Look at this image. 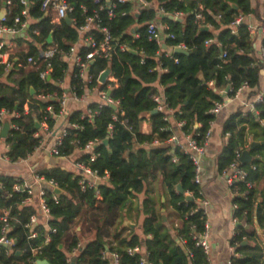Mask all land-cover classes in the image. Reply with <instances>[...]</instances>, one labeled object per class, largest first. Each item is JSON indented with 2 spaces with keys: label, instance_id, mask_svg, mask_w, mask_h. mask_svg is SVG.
<instances>
[{
  "label": "trees",
  "instance_id": "16d2710c",
  "mask_svg": "<svg viewBox=\"0 0 264 264\" xmlns=\"http://www.w3.org/2000/svg\"><path fill=\"white\" fill-rule=\"evenodd\" d=\"M41 1L28 0L24 6L12 0L8 7L9 23L26 7L28 16L34 21L31 29L38 30L37 35H31L34 43H27V51L16 54L19 61H15L12 70L6 74L4 65L0 64V110L6 108L20 114L10 119L18 129L10 130L5 139L9 145L8 156L15 161L32 153L41 141L42 137L35 134H39L43 122L47 124L48 130L53 129L55 121L45 112L38 95L59 94L62 90L53 83H44L33 62H26L27 58L32 57L37 62V44L47 41L49 36L59 48L67 50L77 41V30L84 24L86 17L102 5L103 8L98 10L100 24L114 40L109 59L96 56L89 73L93 75V85L99 72L110 67L115 81L110 83L109 96L117 102V106L103 105L98 108L97 104H91V111L98 110L92 119L83 111H71L67 122L77 127L67 128L59 153L69 156L77 146L82 147L88 141L97 140L93 161L88 153L81 154L77 160L96 170L99 176L107 175V178L104 183L98 184L96 193L94 188L83 191L78 184L80 177L70 171L60 167L39 168L37 173L53 180L62 193L46 189L44 198L49 208V229L42 224L37 225L33 238L28 237L29 230L25 224L35 209L33 206L20 205L25 194L12 193L7 197L0 192V216L3 211H8V235L16 241L10 254L1 248L0 264H31L38 259H45L48 264H70L67 261L68 252L79 240L71 233L76 224L93 231L94 236L83 244L75 264H110L109 258H101L103 250L119 253L120 264H138L139 255L127 253V249L135 245L145 248L147 259L152 264H207L206 254L193 238L195 233L203 231L206 221V214L201 209L193 211L197 199L201 197L200 186L194 181L193 164L183 150L164 143V140L174 132L178 135L183 132L201 142L210 127V121L216 117L209 114L208 109L214 102L223 100L216 89L230 85L234 90L243 82L248 83L249 96L258 89L261 64L255 57L247 26L245 23L239 24L235 33L231 32L229 26L237 15L254 11L250 1L156 0L158 7L168 13L161 16V22L167 26L163 30V44L168 50L147 38L145 23L157 15L153 7L141 9L136 18L130 12L133 4L129 1L68 0L74 9L69 15L71 23L64 19L59 23H51L50 16L40 9ZM109 8L115 12L114 17L108 16ZM120 11L126 14L120 15ZM176 11L186 14L183 21L171 17L170 13ZM196 11L201 12L203 20L196 19ZM135 25L137 29L134 34L131 31ZM203 25H210L211 30H201ZM87 35H92L96 41L103 36L97 30H90ZM209 38L214 41L206 45L205 41ZM120 45H125L126 49L121 50ZM181 45L187 53L172 51ZM88 50L89 47L84 46L80 52ZM222 51H227L226 58H220ZM18 62H21L20 67L17 66ZM51 64L52 77L63 78L67 65L57 55L51 59ZM209 81L213 82L212 87L208 86ZM71 83L80 93V79L72 78ZM155 83L164 87L163 95L171 113L156 111L149 114L156 109L154 96L159 92ZM103 88L108 90L106 86ZM30 89L34 92L31 93ZM49 103L54 105L55 110L58 109L55 101ZM25 104L28 106L27 112L23 108ZM256 109L257 115L252 112L243 114L239 106L227 116L222 133L229 132V136L217 155V168L222 173L235 152L248 144L250 137H261L255 145L251 143L248 146L251 156L256 159L241 165L248 171L247 180L253 187L246 198L242 195L233 198V204L237 205L233 216L244 219L246 223V226H236V233L230 240L236 252L241 254L240 257L232 258L236 264H264L263 239H259L254 223L255 220L264 235V187L259 189L264 182V101L256 105ZM144 114H147L151 127L148 134L141 131V124L146 119ZM164 115L169 120L165 121ZM179 122L183 124L177 128ZM155 140L159 143L155 144ZM14 182L12 176L0 175L4 192L9 193ZM154 183L166 196L160 206H170L171 213L182 222L180 227L174 229V235L156 210L155 200L150 195ZM178 184L182 187L181 192L176 188ZM237 188L239 191L245 190L246 183L238 182ZM186 192L190 193V200L186 199ZM142 193L141 212L145 217L140 227L144 238L122 225L124 216H131L134 199L137 200ZM109 227L113 228L110 241L104 239ZM50 228L55 231L52 232ZM31 249L37 251L32 253ZM17 251L20 254H16Z\"/></svg>",
  "mask_w": 264,
  "mask_h": 264
},
{
  "label": "built area",
  "instance_id": "2783aa9c",
  "mask_svg": "<svg viewBox=\"0 0 264 264\" xmlns=\"http://www.w3.org/2000/svg\"><path fill=\"white\" fill-rule=\"evenodd\" d=\"M11 1L12 0H0V11L4 9V12L0 16V64L4 65V70L6 74L13 69L15 65V61H19L18 60L19 58L17 56L18 53L26 52L28 46L27 43L29 41L30 42L34 41L31 35L38 34V30L36 28L31 29L32 23L34 21L30 19V17L28 16L26 7L21 10L20 15H16L13 17L12 22L10 23L8 22V14H9L8 7L11 5ZM94 1H99V0H94ZM126 1H129L133 4V8L131 9L130 12L134 13L136 17V15L140 13L141 9L152 7V4H154L156 0H151V1L117 0V2H126ZM17 2L26 6L28 0H17ZM112 6H114V4H112ZM102 8L103 6L99 5L98 10H101ZM40 9L45 13V15L48 14L50 16L51 23H59L66 16L69 17V15L74 10L73 6L68 2V0H42L40 4ZM98 10H94L92 15L86 17L84 24L81 25L77 30L78 31L77 41L71 44L67 50L59 48L58 45L55 44L52 39L51 41H48L47 39V41L37 44L39 51L37 62L33 60L32 57H28L26 60L28 64L33 62L34 68L38 70L39 78L44 83H53L62 89L59 94H56L54 92V93H41L38 95V99L43 103L45 112L49 113L50 117L53 118L55 121L52 130H48L47 124L45 122L41 124V128H43L44 130L43 134L47 137L48 136L53 137V145L50 147V149H48V153L51 156L62 157V158H70L73 156L71 161L74 170L77 171L74 174L80 177L78 180V184L80 185V188L83 191L86 189L94 188L96 193H98L97 180L105 179L107 178V175L99 176L96 170H93L87 164L77 159L81 154L88 153L90 155V160L93 161L95 157L93 153V149L98 144V141L97 140L88 141L82 147L77 146L74 152L69 156L60 155L59 147L62 146L63 139L67 135V128L69 126L77 127L76 124H69L67 122V116L71 112L67 108V103L70 97H73V99L79 101L83 99L84 92L86 89L92 92L95 91L97 93L98 96L97 101L90 103L85 110H80L83 111L89 119H92L94 115L98 113V110L91 111L90 108L91 104H97L98 108H100L103 105L117 106V102L113 101L110 98L109 96L110 93L108 94V91H110L111 89L110 83L115 81L114 77L111 75V72L106 77L104 82H100L99 76L106 69L104 68L102 71L99 72L98 76L95 78V84L91 85V82L94 80L93 75L89 73V67L92 64V61H94V58L96 56L109 59L112 48L111 43L114 40L111 37L109 31L105 27L101 26ZM156 10H157L156 18L148 20L145 23L146 34H147V38L150 41H153L156 44L162 46L164 35H163V29L159 24V18L162 15H167L168 13L162 7H157ZM181 13L182 12L180 11H176L170 13V15L173 17H178ZM195 13H196L195 14L196 19L203 20V16L201 12L196 11ZM107 14L109 17L115 16V12L112 10V8L108 9ZM119 14L124 15L126 14V12L120 11ZM244 20H245V14L237 15L230 22L229 26L231 32L235 33L236 27L241 23H245ZM245 24L247 26L250 35L259 34L262 38H264V7L262 9V14L258 24L256 25L247 24V23ZM203 26H206L208 28L210 27V25H203ZM90 30H97L101 32L103 34L102 38L99 41H96L92 35H87ZM81 33H83V36L80 38ZM132 33L135 34V31ZM169 36L172 37V34H170ZM80 39L81 42H79ZM212 41H214V39L209 38L205 41V44L208 45L209 43H212ZM17 46H24L25 48L21 49V48H17ZM84 46L89 47L90 50L86 51L85 53H81L80 50ZM178 47L183 48L182 45ZM120 49L125 50L126 46L120 45ZM56 55L60 61L64 62L67 65L66 69L64 70V77L61 79L59 78L54 79L52 77L53 70H52L51 59ZM226 55H227V51H222V53L220 54V58H226ZM256 59L261 64V75L263 76L261 88L257 89L256 92L250 96L247 95L248 91L250 90L247 82L241 83L234 90L230 85H228L226 88H219L218 90L216 89V92L221 94L223 100L214 102L213 105L208 109L209 114L217 116L224 109L227 103L233 100H240V106L243 114H246L248 112H252L256 115L258 114L256 105L264 101V47L262 46V44L257 49ZM17 66L20 67L21 62H18ZM23 67L25 68L26 66ZM67 73H69L70 75V84L68 89H63L61 85ZM72 78L80 79L81 81V85L79 87L80 93L77 92L78 90L76 89L75 86H72L71 83ZM207 84L209 87L213 86L212 81H209ZM103 86H106L108 90H106V88H103ZM228 93H232V95H229ZM244 95L246 98L242 99ZM50 101H55L57 103L58 105L57 110L54 109L53 104L49 103ZM154 101L156 103L155 110L157 112H161V111L162 112L166 111L170 113L172 112V110L168 108L163 93L156 94L154 96ZM23 108L26 112L28 111V106L26 104L24 105ZM19 116H20L19 113H16L14 111H9L6 108H2L0 110V131L3 126V122L5 120L9 121V131L12 129L14 130L18 129V126L12 124L10 119L17 118ZM163 119L167 121L169 120V117L167 115H164ZM212 122L213 121H210V127L205 132L201 142H198L191 134H184L183 132H181L180 135H178L177 132L176 133L174 132L164 140V143L172 144L173 146L179 147L189 156L193 164L194 181L200 186L199 194H201V197L197 199V206L193 209V211H197L198 209H201L205 214H206V208L209 205V200L206 197H204L201 188V159L205 153L206 145L211 136ZM261 123L263 122L261 121ZM182 124L183 122H179L176 127L178 128ZM38 135L40 134L38 133L35 134V136ZM224 136L227 139L229 136V132H226ZM260 138L261 137L259 135H256L255 137H250L248 139V144H246L243 148L235 152L234 158L230 162L229 166L227 167V169H225L222 172V174L225 176L226 183L230 188L233 196L242 195L243 197L246 198L247 194L249 193V189L253 187V184L247 180L248 171L241 166L242 162L240 161V156L243 150L249 149L248 148L249 144L256 142V140H259ZM5 139L6 138H2L0 136V148L2 147L3 149V151L0 152V158L6 161L23 163V164H29L32 154L42 146L41 142H43V138H41L39 145L34 149L32 153L27 154L24 158H19L15 161H12L7 153V151L9 150V145L5 142ZM154 143L158 144L159 141L155 140ZM75 144L78 145V142L75 141ZM255 159L256 158L254 156H251V161ZM173 161H175V159H173ZM251 167L254 168V165H252ZM30 173H31V181L24 180L21 176H12L15 179V182L12 185L11 191L9 193L3 191V184L0 183L1 193H4L7 197H10L12 193L25 194V197L21 200L20 203L21 206L24 205L33 206L34 198L37 197L38 210L42 213V217L45 219V221L48 222V220L50 219V215H49V208L47 207L44 198L45 191L46 189H50L54 191V189L58 187L56 186V183L53 180L45 179L42 175L38 174L37 170H35L33 167H30ZM240 181L246 183V189L243 191H239V189L237 188V183ZM35 186L36 187L39 186L37 192L34 191ZM186 195L190 196V193L186 192ZM53 199L56 200L55 195H53ZM236 208L237 205L233 204V209ZM0 220L2 221L0 225V251L1 248H5L6 249L5 253L10 254L14 250L16 241L14 238L8 235V232L10 231V226L8 223V211H3V215L0 216ZM232 221L233 223L236 224V226L240 224L246 226L244 219L239 220L237 217L232 216ZM39 224H40L39 216L36 213V209H35V213L29 217L28 222L25 224V227H27L29 230L28 237L30 238L35 237L36 235L35 227ZM50 230L52 232L55 231L54 228H50ZM208 234H209V224L207 223V221H205L203 231L200 233H195L193 235L196 245L200 246L207 256V264H209L208 257H209V249H210L208 243ZM82 246L83 244H81V242L78 240L71 247L67 257L68 263L71 262L72 257H75V261H76V257L79 255ZM230 247L232 249V255L228 259L227 264H236L235 262H233L232 258L240 257L241 254L239 252H236L235 245L230 244ZM31 251L32 253H35L37 249H31ZM127 253L130 255L138 254L139 255L138 264H152L150 261H148L147 251L142 246L135 245L133 247H130L127 249ZM119 257H120L119 253L115 251H110V252L107 250L101 251V258L102 259L109 258L110 264H120ZM31 264H37V260L32 261Z\"/></svg>",
  "mask_w": 264,
  "mask_h": 264
},
{
  "label": "crops",
  "instance_id": "0c3cea01",
  "mask_svg": "<svg viewBox=\"0 0 264 264\" xmlns=\"http://www.w3.org/2000/svg\"><path fill=\"white\" fill-rule=\"evenodd\" d=\"M251 7L254 9L253 12L245 14L244 22L247 24H258L262 9L264 7V0H249ZM152 7L156 9L158 7L157 1L152 4ZM185 13L182 12L178 17H173V19H177L183 21L185 18ZM159 24L161 28L164 30L167 28L165 23L161 22V17L159 18ZM134 27H137L135 25ZM133 27V28H134ZM211 30V27L208 28ZM83 36V33L80 34V38ZM253 48L255 51V57H257V49L262 44V37L259 34H252ZM81 42V39L79 40ZM17 48H25L24 46H17ZM165 50V49H164ZM166 50L167 47H166ZM173 51V50H172ZM162 72V70H160ZM262 75L260 73V83L258 89L261 88L262 85ZM70 84V75L66 74L64 81L61 85L63 89H68ZM155 86L159 93H163L164 87L160 86L158 83H155ZM249 92V91H248ZM248 95V93H247ZM246 98L245 95L242 99ZM98 96L95 91L85 90L83 99L77 101L70 97L67 108L69 111L74 110H85L86 107L92 103L97 101ZM240 106V100L229 101L224 109L221 111L223 113H219L211 124V136L205 148V153L201 159V188L203 191L204 197L209 200V205L206 208V221L209 224V234H208V243H209V264H227L228 259L232 255V249L230 247V240L235 234L236 224L232 221L233 216V194L228 187L225 176L218 171L217 168V155L220 153L224 143L226 142V137L222 133V125L227 116L236 110ZM146 117L141 124V131L144 134H148L151 130L150 123L147 120V114L143 115ZM43 128L40 129L39 134L43 138V142H41L42 146L36 150L31 158L29 164L16 163L6 161L0 158V175H8V176H21L24 180L31 181V173L30 167H33L35 170H38L42 167H60L72 173L77 171L74 170L72 165V157L70 158H62L51 156L48 153V149L53 145V137L45 136L43 134ZM259 134V133H258ZM259 141V140H256ZM2 147L0 148V152H2ZM106 181L105 179H98L97 183L102 184ZM160 181V179H159ZM40 186V184H39ZM39 186L36 187L34 191L37 192ZM153 189L150 191V195L153 196L155 200L156 210L162 215V218L165 217L166 225L171 229V233L174 235V229L181 226L182 222L180 219L175 217L171 213V207L163 208L160 206V203L165 202L166 196L163 191L157 188V183L153 184ZM264 187V182L261 183L259 189ZM62 193V192H61ZM144 198V194H139L138 199H134L133 208L130 211V217L124 216L123 226L128 227L129 229H133L135 233L140 235V237L144 238L141 233V222L145 215L141 212V202ZM260 200V196L258 197ZM33 206L36 209V213L39 216V222L46 229L49 228L47 222L42 217V213L38 210V201L37 197L34 198ZM127 221L130 224H133L134 227H129L125 224ZM255 226L258 229L259 239H263L264 235L262 233V229H259V226L256 225V221L254 220ZM75 228H72L71 233L75 234L81 244H85L90 241L93 236V231H87L82 224L74 225ZM113 232V228H108V235L104 236L105 240L110 241L111 235ZM127 232V230L125 231ZM262 242V243H263ZM247 243V242H245ZM264 245V243H263Z\"/></svg>",
  "mask_w": 264,
  "mask_h": 264
},
{
  "label": "water",
  "instance_id": "95a60500",
  "mask_svg": "<svg viewBox=\"0 0 264 264\" xmlns=\"http://www.w3.org/2000/svg\"><path fill=\"white\" fill-rule=\"evenodd\" d=\"M3 12H4V9H2V10L0 11V16L2 15ZM137 17H138V14L136 15V18H137ZM64 20H65L67 23H70V19H69L68 16H66V17L64 18ZM136 29H137V27H134V28L132 29L131 32H134ZM200 29H201V30H208V27H206V26H201ZM51 39H52L51 36H49V37H48V41H51ZM162 48L165 49L166 46H165L164 44H162ZM132 52L135 53L134 51H132ZM173 52H175V53H187V51H186L184 48H182V47H175V48L173 49ZM92 63H93V61H92ZM109 74H110V67H106V69L100 74V76H99V81H100V82H104L105 79H106V77H107ZM199 77L202 78L201 75H200ZM30 92L33 93L34 90H33V89H30ZM109 93H110V91H108V94H109ZM111 107L116 108L115 105H111ZM152 113H156V110L151 111L149 114H152ZM36 126L38 127L39 125L37 124ZM8 131H9V121H8V120H5V121L3 122V126H2V129H1V131H0V136H1L2 138H6V137H7V134H8ZM104 142H106V141H104ZM255 144H256V142H253V143H252V145H255ZM240 161H241L242 163H246V162H250V161H251V154H250L249 150H243V152H242V154H241V156H240ZM176 188H177V190H178L179 192L182 191V187H181L180 184H178V185L176 186ZM0 192H1V188H0ZM54 192L57 193V194H59V193H61L62 191H61L59 188H55V189H54ZM186 199H187V200H190V199H191V196L186 195ZM163 220H165V217H163ZM125 224H126L127 226H129V227H134L133 224H130V223H128L127 221H125ZM16 254H20V251H17ZM37 264H48V261L45 260V259H38V260H37ZM70 264H75V257H72Z\"/></svg>",
  "mask_w": 264,
  "mask_h": 264
},
{
  "label": "rangeland",
  "instance_id": "374dc122",
  "mask_svg": "<svg viewBox=\"0 0 264 264\" xmlns=\"http://www.w3.org/2000/svg\"><path fill=\"white\" fill-rule=\"evenodd\" d=\"M221 113H223V112H221ZM220 115V114H219ZM261 240H262V238H261Z\"/></svg>",
  "mask_w": 264,
  "mask_h": 264
}]
</instances>
